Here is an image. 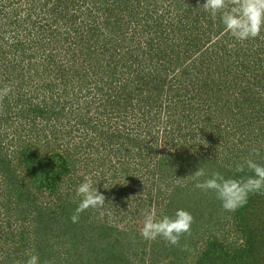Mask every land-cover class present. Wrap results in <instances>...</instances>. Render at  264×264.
I'll return each instance as SVG.
<instances>
[{
    "label": "trees",
    "instance_id": "trees-1",
    "mask_svg": "<svg viewBox=\"0 0 264 264\" xmlns=\"http://www.w3.org/2000/svg\"><path fill=\"white\" fill-rule=\"evenodd\" d=\"M22 1L16 0L13 3L16 24L19 26L27 24L28 33L34 34V39L37 40V44L43 48V51L45 47L47 50L50 48V51L45 55V59H47L46 71L44 69L42 74L39 75H43L42 78L44 79L50 77L52 74L49 69L53 68L56 74V82L48 84L42 79L40 81L44 86L40 87V83L37 84L38 86L34 85L33 81L29 85L27 82L30 81L23 79L25 78L22 73L23 67L19 64V67L16 68L17 63L13 62V65L9 66V68L13 66L11 72L3 73L0 70V90L11 85L12 92L17 91L14 95L15 98L10 93L0 100V103L2 102L0 104V128L5 123V119L12 117L13 114L18 116L19 121L22 122L19 128L17 123L15 127L11 125L4 132L11 134L13 138H17L23 128L26 127V123L31 126L32 123L44 117H56V120H61V122L66 118L68 122L75 120L87 127L84 129L90 128L91 132L96 133L99 138H101V135L105 136L104 144L106 143L111 148L110 152L118 153V149L114 150V146L118 143L122 144L120 147L123 148L127 144V149H125L128 153L130 150L129 154H132L131 156H135L140 153L138 138H133L131 133L127 132L125 126L121 130L115 128L118 122L123 123V121H116L121 117L120 113L122 112L120 108L122 104L119 103H127L126 106H128L133 103L135 98L136 108L139 112L142 110V103H149L150 101L148 108L150 110L147 112L149 114L151 108L153 109L152 104L156 102V96L173 93V99L175 103L181 105L182 111H185L184 107L188 108L187 98L189 97L202 103L200 108L191 105L189 108L190 113L197 118L195 128L201 133L203 140L208 141L211 146L216 147L212 143L213 139L216 144H222L225 141L223 145L227 151H230L228 154L231 157L227 153L225 157H222L220 161L222 165L215 163V168L212 171H206L208 176L212 172H219L224 177L233 179H247L253 176L254 173L247 168L246 164L243 172L237 171L234 166L237 165V163H234V159L237 158V153L241 152V144L247 147L245 150L247 152L246 156L250 160L258 164H264V105L262 104L264 103V30H262L259 37L248 41H236L227 32L222 35L220 40L214 41L213 38L224 31V26L220 23L219 15L213 17L204 10L202 4L205 0H200L201 3H197L199 0H173L172 3L175 6L173 11L177 16L175 15L171 19L161 17L162 13L158 10L159 8H152L150 10L152 12L146 16H140L141 12L137 8L142 7L141 2L150 7L149 0H84L83 3L87 5L95 1V4L100 5L98 9L104 10L101 12L104 27L97 28L96 26L82 25L83 28L79 32V27L66 29L61 21L66 17L65 11L74 12L79 5L83 4L81 0H54L49 9L45 8L50 0H35L36 3L29 4V8L25 7L24 4L22 5ZM155 2H158V0H153V3ZM237 3L238 0H235V2L234 0L232 2L226 0L228 8L235 6ZM17 4L20 6L19 8L16 7ZM24 10H27L25 14ZM42 10H44V13H42ZM38 12L44 14V18L39 22L35 19V17H39ZM20 13L23 16H20ZM47 15H50L52 19H49ZM71 18H74V16L71 15L68 19ZM16 24H13L15 28L17 27ZM101 29L108 32V37L104 38L105 44L97 46L95 44H97L98 38H101ZM141 39H146V43H141ZM187 42V45L195 42L194 47L200 54L196 64L192 65V70L171 60L174 57H169L173 53L178 56ZM215 50H218V54L214 53ZM220 52L221 55H219ZM1 68L2 65H0ZM36 71H33L31 77L34 74L38 75ZM88 73L89 75L92 73L90 80L87 77ZM192 73L195 80H197L196 91L189 89L183 81L186 76L191 78ZM21 79L25 81L23 86L19 85L18 87L19 83L13 85V81ZM191 81L195 82L193 78H191ZM167 82L173 83V86L165 87L168 84ZM94 83H97L94 86L96 89L88 86ZM26 86L29 87L25 88ZM51 86L63 88V103H71L74 96V99L78 101L68 104L69 108L64 105L62 109H56L58 110L56 112L54 103H50L52 102L51 96L44 91L48 87L51 88ZM103 90L106 92L112 90L114 95L112 97L106 95ZM14 99L19 103H14V106H11ZM109 99H111L110 103H108ZM201 99L202 101H200ZM84 103H102L101 109L96 108L102 111L99 113L101 117L97 118L101 121H99L100 123L93 124L83 114L72 116L71 109L73 107L76 108L77 106L79 110L81 108L90 109V105H84ZM181 103H183V106ZM75 104L78 105L75 106ZM14 107L16 109L20 108L18 113L13 112ZM132 109H135V107ZM218 109H220L219 116L222 120L216 116ZM147 113L143 111L142 114L147 115ZM213 116H215V123H213ZM171 118H169V122ZM108 121L113 122V129L103 130L97 128L105 127ZM143 121L146 122L148 119H143ZM148 125L146 123V131H143L146 134H148V128L151 127V124ZM239 132L242 134H240L242 138L239 137V143H234L231 135L239 134ZM2 138H4V135L0 136L1 142ZM9 145H13V143ZM27 150L29 151V157L21 152L15 159L16 163L26 168L25 171L38 183L34 192L36 198H43V191H46L47 188L53 192L60 184L64 186L65 180L69 178L71 172V162H74L72 156H66V153H58L59 151L54 153L50 151L52 155L47 159L44 156H38L30 148ZM20 156H23L22 159H20ZM54 158L60 160L61 165L58 166H60L61 172L55 173L50 167L44 172V177L40 179L38 171H41V169L38 165L43 159L49 161ZM184 159L188 162L195 160L194 163L200 164L201 162L205 164L206 157L189 155ZM91 160V168L89 162L85 164V168H89L91 174L97 172L99 178V176H102V174H99V168L102 167L101 162L104 160ZM51 162V164H55L54 161ZM16 163L13 159H8L3 154V149H0V177L3 183H6L4 186L3 183L1 184L3 188L0 191V196L2 197L10 184L13 185L19 181V179L13 180V170L17 167ZM206 163L208 164L207 159ZM132 181L133 178L129 179L128 183H132ZM97 187L99 188L98 185ZM200 191L199 189V193ZM22 192L24 193V189H19L15 196L16 199L5 210L10 222L14 223V220H17L16 222H19L21 228L19 236L14 233L13 239L10 232L6 234L7 242L4 243V246H10V249H4L5 252L1 253L0 264H12V258L14 256L18 257L15 252H18L19 248H23L26 243L36 244L38 251L35 250L34 253L40 256L41 264L46 260H52L55 264H66L63 258L56 254L50 256L48 251H45V246L48 247L50 244L52 231L40 234L42 242H37L36 239H28L29 237H36L38 230L43 226H38L41 218H34L36 211L26 207L27 201L33 206L35 198L29 195L28 189H25V195H21ZM188 194H191V191L188 190L186 195ZM206 195H209L208 199H206ZM70 196H72L71 204L70 202L66 203L61 208L67 214L74 212L72 210L76 209L79 199V197H76L74 190L71 191ZM215 197V193L208 191L204 194L205 200L201 202L207 203V200H210L209 198L214 200ZM173 203H175V200L172 199L170 204ZM180 203H183V198L180 199ZM231 212L236 232L240 235L239 240L242 241L241 245L234 249H232L233 247L228 249L220 243V239H212L211 235L208 239V233H205L207 240L204 241L198 238L196 245L194 243L195 239L192 238V243L186 244V247L193 246L195 248L191 261L185 256L177 258L175 255L178 249H173L172 246L168 249L169 259L167 264H260V261L264 260V189L250 192L247 203ZM210 221L208 220V224L211 225L212 221ZM10 222H8V228L11 227L12 223ZM85 226L87 227V225ZM47 230H50V228ZM74 230L80 232L79 227H75ZM107 230L109 229L105 226L101 232ZM87 233L85 232L83 237L84 241L87 238ZM8 239H11V241L9 242ZM146 244L147 240L141 243L143 246ZM170 256L174 257L170 258ZM17 259H21L22 264H25L27 257L24 259L23 256H19ZM96 263L129 264V259L119 249L108 248L106 243L101 247V257Z\"/></svg>",
    "mask_w": 264,
    "mask_h": 264
},
{
    "label": "rangeland",
    "instance_id": "rangeland-1",
    "mask_svg": "<svg viewBox=\"0 0 264 264\" xmlns=\"http://www.w3.org/2000/svg\"><path fill=\"white\" fill-rule=\"evenodd\" d=\"M81 1L82 3L84 2V0ZM172 1L173 0H158V2L153 3V0H149L150 7L141 2L142 7L137 8V10L141 12L140 16H146L148 13L152 12L150 11L152 8H159L158 10L162 13L161 17L171 19L176 15L173 11L175 6ZM229 1L232 2L233 0ZM14 2H16V0H0V65H2L0 70H2L3 73H9L13 70V66L10 68L9 66L13 65V63H17V68L20 64V66L23 67L22 73L23 77H25L23 79H28V81H30L27 82L29 85H31V81H33L34 85L40 83V87L44 86L42 81H40L44 79L42 78L43 75L40 76L39 74H42L47 67L45 55L50 51V48L47 50L45 47L43 51V48L39 47L37 40L34 39V34L28 33L29 28L27 24L21 26L16 24L13 13ZM53 2L54 0H50L45 9H49ZM31 3L36 2L35 0H23L21 2L22 5L24 4L25 7L28 8ZM197 3H201V1L199 0ZM8 4H10V6H8ZM99 6L100 5L95 4L94 1L88 5L84 3L79 5L74 12H69L67 10L64 13L66 17L61 21V24L64 25L66 29L79 27V32H81V28H83L82 25L96 26L97 28H100V26L104 27L101 17V12L104 10L98 9ZM16 7L19 8L20 6L17 4ZM25 12H27V10H24V14ZM42 13H44V10H42ZM50 15H47V17L52 19ZM71 15L74 16V18L69 20L68 18L69 16L71 17ZM20 16H23L22 13H20ZM42 18H44V14L40 13L38 18L35 17L37 22ZM13 24H16L17 27L15 28ZM225 32L226 30L224 29V31L216 35L213 40H220ZM100 35L101 38H98L97 44H95L97 46L106 43L104 38L108 37V32L101 29ZM140 42L146 43V39H141ZM188 42L185 43L186 46L182 47L183 50L178 56L173 53L169 57H174V59L171 60L181 64L182 67H187L192 70V65L196 64L197 59L200 58V54L194 47L195 42H191L192 44L190 43L187 45ZM32 44H34V46H32ZM186 47H188V49H186ZM214 53L218 54V50H215ZM219 55H221V52ZM34 70H37L36 72L38 75L34 74L31 77ZM49 71L52 75L50 77H45L46 80L44 79V81L48 84L50 82L55 83V71L53 68L49 69ZM91 74L92 73H90V75ZM11 75H13V73H11ZM90 75L88 73L87 77L89 80ZM191 75L193 76L194 74L192 73ZM191 75L190 77L193 78L195 82L191 81V78H188V76H186L183 81L188 85L189 89L191 88L192 91H196L197 80H195V76L192 77ZM16 83H19V87V85L23 86L25 81L22 79L13 81V85ZM167 83L165 87L173 86V83ZM95 84L97 85V83H94L88 86L96 89L94 88ZM116 84L118 85V83ZM27 87L29 86L25 88ZM6 88L10 89L8 94L11 93L12 97L16 95L17 91L12 92L11 85ZM62 89L63 88L60 86H51V88L48 87V89L44 90L47 95L51 96L52 102L50 103H54L56 112L58 111L56 109H62L64 105H67L66 107L69 108L68 104L78 101L74 99V96L71 103H63L62 99L64 92ZM110 92L103 90V93L111 95L112 97L114 92L112 90ZM8 94L0 96V100L4 99L5 96L7 97ZM156 97V102L152 104L153 109L151 108L149 114L147 112L150 110L148 109L151 103L150 101L149 103H142V110L139 112L136 108L135 103L137 102L135 98L133 103H130L128 106H126L127 103H119L122 104V106H120L122 112L120 113L121 117L116 121H123L124 124L118 122L115 128L121 130V128L125 126L127 132L131 133L133 138H138L140 144L138 149L140 153L135 156L129 154L130 150L128 153L126 150L127 144L124 145L125 149L120 147L122 144L118 143L114 146V150L118 149V153L110 152L111 148H109L106 143L104 144L105 136L101 135V138H99L96 133L91 132L90 128L84 129L87 127L75 120H70L68 122L65 118L63 122H61V120H56V117H44L32 123L31 126L26 123V127L23 128L20 136L13 138L11 134L4 131H7L11 125L15 127L17 123L19 128L22 122L19 121L18 116L14 114L12 116L13 118L10 117L5 119V123L2 125V128H0V136L4 135L2 142L0 141V143H2L0 149H3V154L6 155L8 159H13L14 163H16V156L20 155L21 152L23 155L25 154L29 157L28 148L34 151L38 156H44V158L47 159L52 155L50 151L53 153L58 151V153L61 154L66 153V156H72L74 162H71V172L69 173V178L65 180L64 186L60 184L53 192L47 188L46 191H43V198H36L34 192L38 183L27 171H25L26 168L16 163L17 167L13 170V180L15 179L16 181L19 179V181L15 182L13 185L10 184L7 191L5 190L3 197L0 196V255L2 252H5L4 249H10V246H4V243L7 242L6 234L10 232L13 239L14 233H17L18 236L20 233L21 227L19 226V222H16L17 220H14V223L10 222L5 210L6 207H9L10 203L16 199L15 196L21 188L24 189V193L22 192L21 195H25V189H28L29 195L35 198L33 206L27 201L26 207L36 211L34 218H41L38 222V226H43V228L38 230V235L36 237H29L28 239H36L37 242H42L40 240V234L42 235L52 231L50 244L48 247L45 246V251H48L50 256L51 254H56L63 258L66 264H95L101 257V247L106 243L108 244V248L113 247L119 249L125 257L127 256L129 264H167L169 259V255H167L168 249L172 246L173 249H178L175 255L177 258L185 256L191 261V258H193L192 255L195 253V251H193L195 248H193V246L186 247V244L189 245L192 243V238L195 239L194 243L196 245L198 238L204 241L207 240L205 233H208V239H210V235L212 239H220V243H222L224 247H228V249L232 247V249H234L241 245L242 241L239 240L240 235L236 232L237 230L231 217L232 212L226 211L216 197L214 200L209 198L210 200H207V203H202L201 201L205 200L204 194H206V192L200 191L199 193V189L195 187L194 183L196 180L191 176L195 174L201 166L206 172L207 170L212 171L213 168H215V163L217 165H222L220 163L222 157H225L226 153L228 154V152H230L227 151L223 145L225 141L222 142V144H216L213 139L212 143L216 145V147H214L211 146L208 141L206 142L203 140L201 133L195 128L197 125L195 120H197V118L190 113L191 111L189 109L190 105L198 108L202 106V103L196 101L197 99L193 100L191 99L192 97L187 98L189 102L188 108L184 107L185 111H182L181 105L175 103L173 93H168L167 95L159 94ZM200 101H202V99ZM110 102L111 99H109L108 103ZM12 103L11 106H14V103L18 104L19 102H16L14 99ZM0 104H2V102ZM181 104L183 106V103ZM230 104L232 105V103ZM262 104L264 105V103ZM76 105L78 104H75V106ZM84 105H90V109L81 108V110H79L77 106L76 108L73 107V109H71L72 116L83 114L87 120L92 121L93 124L99 122L100 120L97 118L101 117L99 113L102 111L99 109H101L102 103H84ZM133 107H135V109H132ZM19 109L14 107L13 112L16 111L18 113ZM143 111L147 113V115L142 114ZM219 111L220 109L216 111V116L218 119L222 120L219 116ZM170 117L172 118L169 122ZM214 118L215 116H213V123H215ZM143 119H148V121L144 122ZM146 123L147 125L151 124V127L147 130L148 134L143 132L146 131ZM113 127V122L108 121L105 127L97 128L111 130ZM240 134L239 132V134L231 135V139L234 143L240 142L242 138ZM10 143H13V145H9ZM246 149L247 147L241 144V152L237 153V158L234 159V163H237V165H245L246 161L250 160V158L246 156ZM189 155H197V157L204 156L208 160V164L206 163V159L205 164L201 162L200 164L194 163L195 160L188 162L184 157H188ZM22 157L23 156H20V159H22ZM229 157L231 156L229 155ZM91 159L104 160L101 162L102 167L99 168V174H102L99 178L97 172L91 174L89 168H85V164L88 162L91 168ZM51 161H54L55 164H51ZM58 165H61V162L57 158L49 161H44L43 159L38 165L41 169V171H38L40 179L44 177V172L50 167H52L55 173H60L61 169H59L60 166ZM237 165H234L235 168H237ZM235 168L234 170H236ZM86 178L98 182L97 185L99 188H97L100 189L99 191L105 196V205L101 208L84 211L79 215L77 222L73 223L71 216L75 214V209L72 210L74 212L67 214L62 211L61 208L66 205V203L68 204L70 202L71 204V191ZM131 178H133L132 183H128V180ZM200 179L202 180L204 178L202 177ZM2 183L3 180L0 177V191L3 186L6 185L4 182L2 186ZM48 184L50 185V183ZM18 186H20V188H18ZM188 190L189 192L191 191V194L186 195ZM205 197L208 199L209 195ZM182 198L183 203H180V199ZM172 199L175 200V203L170 204ZM215 200L218 201L216 202ZM177 208L188 209L193 215L194 222L191 232L182 235L177 245H171L162 238H157L156 242L155 240H151L152 243L147 240L145 246L141 245V243H144V239L141 238L140 231L143 228L145 216L148 213H153L154 218L159 219L164 215L174 214ZM208 220L212 221L211 225L208 224ZM8 222L12 223L10 228H8ZM85 225H87V227ZM105 226H107L109 230L101 232ZM75 227H79L80 232L75 231ZM48 228H50V230H47ZM90 229L92 230L90 231ZM85 232L88 233L84 241L83 237ZM81 234L83 235L81 236ZM53 236L55 237L53 238ZM8 241L10 242L11 239H8ZM55 242L58 243L56 244ZM35 250L38 251L35 243L33 245L26 243L23 245V248H19L18 252H15V255L18 257L23 256L25 259L31 254H34ZM0 257L2 258V255ZM18 257L14 256V258H12V264H22V260H18ZM173 257L174 256H170V258ZM263 263L264 260L262 262L260 261V264Z\"/></svg>",
    "mask_w": 264,
    "mask_h": 264
},
{
    "label": "clouds",
    "instance_id": "clouds-1",
    "mask_svg": "<svg viewBox=\"0 0 264 264\" xmlns=\"http://www.w3.org/2000/svg\"><path fill=\"white\" fill-rule=\"evenodd\" d=\"M202 5L213 17L219 15L220 23L236 41L255 39L264 30V0H238L231 8L226 5V0H205ZM9 92V88H3L0 96ZM246 165L254 173L247 179L226 178L219 172H212L208 176L202 166L191 176L196 180L197 189L215 193L226 211H235L247 203L250 192L264 189V164L248 160ZM237 171L243 172L244 165H237ZM202 177L206 178L201 180ZM97 184V181L86 178L75 187L74 192L79 201L75 214L71 216L73 223L77 222L84 211L105 205V196L98 190ZM193 222V215L183 208H177L174 214L159 219H155L153 213H148L140 236L149 241L162 238L171 245H177L182 235L191 232ZM25 264H41V258L38 254H31ZM43 264H54V261L46 260Z\"/></svg>",
    "mask_w": 264,
    "mask_h": 264
}]
</instances>
